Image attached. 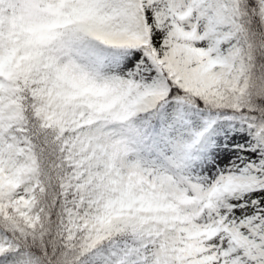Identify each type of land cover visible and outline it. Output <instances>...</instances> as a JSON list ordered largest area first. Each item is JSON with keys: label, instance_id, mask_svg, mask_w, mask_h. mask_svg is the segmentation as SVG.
Returning <instances> with one entry per match:
<instances>
[{"label": "snow or ice", "instance_id": "1", "mask_svg": "<svg viewBox=\"0 0 264 264\" xmlns=\"http://www.w3.org/2000/svg\"><path fill=\"white\" fill-rule=\"evenodd\" d=\"M0 264H264V0H0Z\"/></svg>", "mask_w": 264, "mask_h": 264}]
</instances>
